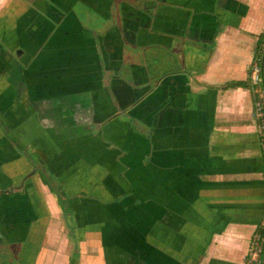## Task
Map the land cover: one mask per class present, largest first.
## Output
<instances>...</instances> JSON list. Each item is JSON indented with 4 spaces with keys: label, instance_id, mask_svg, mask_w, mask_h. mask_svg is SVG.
<instances>
[{
    "label": "crops",
    "instance_id": "1",
    "mask_svg": "<svg viewBox=\"0 0 264 264\" xmlns=\"http://www.w3.org/2000/svg\"><path fill=\"white\" fill-rule=\"evenodd\" d=\"M263 31L264 0H0V264H241L264 159L226 83Z\"/></svg>",
    "mask_w": 264,
    "mask_h": 264
},
{
    "label": "built area",
    "instance_id": "2",
    "mask_svg": "<svg viewBox=\"0 0 264 264\" xmlns=\"http://www.w3.org/2000/svg\"><path fill=\"white\" fill-rule=\"evenodd\" d=\"M260 41L264 45V31L260 35ZM260 46L256 50L250 64V82L253 91V117L259 136V143L264 159V86L262 84V62L264 54ZM241 264H264V238L259 233H254L248 253Z\"/></svg>",
    "mask_w": 264,
    "mask_h": 264
},
{
    "label": "trees",
    "instance_id": "3",
    "mask_svg": "<svg viewBox=\"0 0 264 264\" xmlns=\"http://www.w3.org/2000/svg\"><path fill=\"white\" fill-rule=\"evenodd\" d=\"M258 45L260 46L259 48L262 49L263 54H264V45H262L260 39H259ZM226 85H234V86L244 85V86H251V82L250 81H246V80H233V81H230V82L226 83ZM254 233H259L264 238V218L259 223V225L256 228V230H255Z\"/></svg>",
    "mask_w": 264,
    "mask_h": 264
},
{
    "label": "flooded vegetation",
    "instance_id": "4",
    "mask_svg": "<svg viewBox=\"0 0 264 264\" xmlns=\"http://www.w3.org/2000/svg\"><path fill=\"white\" fill-rule=\"evenodd\" d=\"M126 108L124 107L123 109H120V111H118V112H114L111 116L112 117H116L117 115H120V116H125V117H127V114L125 113V111L126 112H128L129 111V109H126ZM123 113V114H122ZM126 114V115H125ZM53 190L56 192V193H58V195H64L60 190H59V188L58 187H56L55 185L53 186Z\"/></svg>",
    "mask_w": 264,
    "mask_h": 264
}]
</instances>
